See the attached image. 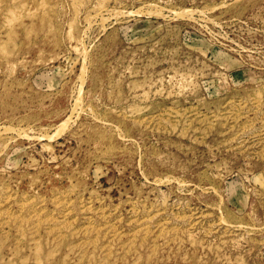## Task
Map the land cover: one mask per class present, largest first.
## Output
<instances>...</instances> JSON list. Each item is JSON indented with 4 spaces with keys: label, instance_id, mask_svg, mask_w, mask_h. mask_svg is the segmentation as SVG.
<instances>
[{
    "label": "rangeland",
    "instance_id": "374dc122",
    "mask_svg": "<svg viewBox=\"0 0 264 264\" xmlns=\"http://www.w3.org/2000/svg\"><path fill=\"white\" fill-rule=\"evenodd\" d=\"M0 264H264V0H0Z\"/></svg>",
    "mask_w": 264,
    "mask_h": 264
}]
</instances>
